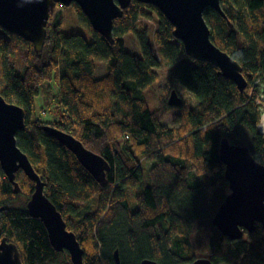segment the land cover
Masks as SVG:
<instances>
[{
    "label": "trees",
    "instance_id": "1",
    "mask_svg": "<svg viewBox=\"0 0 264 264\" xmlns=\"http://www.w3.org/2000/svg\"><path fill=\"white\" fill-rule=\"evenodd\" d=\"M71 5L91 38L57 32L48 22L38 52L31 42L0 27V94L25 111L17 145L80 242L84 264H117L109 256L113 247L120 254L119 264H140L143 258L160 264L198 258L214 264H264L260 224L254 232L243 230L241 238L230 240L211 223L229 193L219 159L220 139L247 146L264 165V136L257 127L262 106L256 86L257 80H264V0H221L226 18L211 8L204 11L211 40L240 64L246 88L240 92L216 66L190 57L194 64L181 65L167 80L168 92L174 89L181 104L168 105L167 92L156 110L150 109L145 97L146 88L158 79L155 68L160 63L172 66L186 55L173 36L172 24L155 6L132 0L114 19V42L109 43L92 30L79 6ZM150 10L158 18L153 32L156 51L141 34L137 38L141 54L130 53L123 36L137 32L139 20L148 18ZM95 61L107 63L102 77L95 76ZM52 81L57 103L63 107L59 119L50 123L30 119L39 87ZM170 109L180 110L179 128L161 123ZM44 124L73 135L102 156L109 165L105 180L96 181L71 151L42 129ZM240 129L247 142H242ZM142 157L154 162L148 170L140 163ZM15 179L18 193L29 199L34 182L22 170ZM14 194L0 169V206H4L0 238L16 244L23 264H57L61 253L65 264H72L66 251L52 248L44 225L29 215L26 204L14 210L6 206ZM204 246L207 251H202Z\"/></svg>",
    "mask_w": 264,
    "mask_h": 264
},
{
    "label": "water",
    "instance_id": "2",
    "mask_svg": "<svg viewBox=\"0 0 264 264\" xmlns=\"http://www.w3.org/2000/svg\"><path fill=\"white\" fill-rule=\"evenodd\" d=\"M155 6L172 24L173 36L178 39L186 55L195 60L210 62L219 73L231 80L242 92L247 82L242 67L210 38V28L204 19V11L211 8L223 18L226 15L221 0H136ZM131 0H0V27L15 33L41 51L47 33L50 10L56 4L69 6L75 3L87 17L91 28L109 43L114 42V19L122 15ZM182 100L172 89L167 103L177 107ZM25 127V111L8 102L0 94V169L18 193L20 187L15 174L22 170L34 182V189L26 201L29 215L38 218L46 228L50 245L56 251L66 250L72 264H84L83 249L75 234L66 229V223L56 206L45 193V182L35 171L28 156L18 147L16 134ZM42 129L71 151L78 162L98 182L105 180L108 162L88 149L81 140L51 125ZM260 132V131H259ZM219 159L224 165L223 176L229 193L219 204L211 219L213 226L230 240L241 238L243 230L254 232L256 223L264 229V165L257 161L247 146L230 143L225 137L219 142ZM4 206H0V217ZM113 258L119 264L118 250ZM0 264H23L14 242L0 239ZM140 264H160L143 258ZM181 264H214L208 258H198Z\"/></svg>",
    "mask_w": 264,
    "mask_h": 264
},
{
    "label": "rangeland",
    "instance_id": "3",
    "mask_svg": "<svg viewBox=\"0 0 264 264\" xmlns=\"http://www.w3.org/2000/svg\"><path fill=\"white\" fill-rule=\"evenodd\" d=\"M52 10V13L49 17L48 22L51 26H56V31L68 34L70 32H79L85 35L88 38H91V33L87 27L82 25V21L77 12L74 10L72 5L63 6L61 4L55 5ZM150 16L148 18H141L137 26V32H129L123 36L125 41V48L128 52L140 55V49L138 45L137 38L141 34L147 36L148 43L156 51L155 40L153 39V32L157 28L158 18L157 14L154 11H149ZM157 53V52H156ZM183 64H194L193 60L184 54H181L176 63L172 66H167L163 63H160L158 67L155 68L158 79L149 85L145 90V97L147 105L151 110H156L160 106V98L168 92L167 80L172 76L176 68ZM96 77H102L107 72V63L104 61H96ZM257 89L259 91L258 100L261 104V110L264 108V80H257ZM169 93V92H168ZM57 88L54 82H46L39 87V93L34 97V104L32 106L30 119H40L46 123H50L59 119L60 111L63 110V107L57 103ZM168 96V95H167ZM167 98V97H166ZM179 109H170L168 110L161 119V123L168 128L176 129L180 126L181 115ZM259 130V129H258ZM245 131L240 129V137H242V142H247L248 136ZM264 136V132H262ZM245 135V136H244ZM124 138H118V141L123 142ZM240 144V142H238ZM140 163L144 169L148 170L154 164L152 160H146L144 157L140 158ZM190 182H193V178L189 179ZM27 197L22 193H15L14 196H10L7 202V207L9 209H21L25 206ZM123 249H127L126 246L120 244ZM85 247L88 252H92L93 247L91 244L86 243ZM110 250L109 256L113 258V251ZM208 247L204 246L202 251H207ZM107 255V251L105 252ZM120 255V254H119ZM108 256V255H107ZM129 257V255H127ZM129 259V258H128ZM66 258L64 253L59 254L57 258V264H65ZM104 264V263H103Z\"/></svg>",
    "mask_w": 264,
    "mask_h": 264
},
{
    "label": "bare ground",
    "instance_id": "4",
    "mask_svg": "<svg viewBox=\"0 0 264 264\" xmlns=\"http://www.w3.org/2000/svg\"><path fill=\"white\" fill-rule=\"evenodd\" d=\"M132 1V0H131ZM136 1V0H135ZM131 3V2H130ZM73 4V3H72ZM130 5V4H129ZM87 18V17H86ZM89 22V21H88ZM91 27V26H90ZM93 30V29H92ZM96 32V31H95ZM99 34V33H98ZM46 37V36H45ZM114 37V36H113ZM45 42V41H44ZM182 44V43H181ZM44 46V45H43ZM183 46V45H182ZM184 49V48H183ZM185 52V51H184ZM186 54V53H185ZM188 56V55H187ZM190 57V56H189ZM192 58V57H191ZM96 62V61H95ZM189 65H193V64H189ZM180 67V66H179ZM177 69V68H176ZM95 71H96V65H95ZM103 76V75H102ZM172 90V89H171ZM170 90V91H171ZM170 93V92H169ZM258 127H259V130L261 131V132H264V108L262 109V111H261V115H260V121H259V124H258ZM64 219V218H63ZM43 224V223H42ZM45 227V226H44ZM46 229V228H45ZM66 229H67V227H66ZM48 237V236H47ZM6 238V237H5ZM1 239V238H0ZM6 240H7V238H6ZM8 241V240H7ZM9 242H11V241H9ZM80 243V242H79ZM82 247V246H81ZM83 249V248H82ZM64 251H66V250H64ZM84 251V250H83ZM59 252H62V251H59ZM67 252V251H66ZM114 253V252H113ZM118 256H119V253H118ZM150 259V258H149ZM142 260V259H141ZM141 260H140V262H141ZM153 260V259H152ZM157 262V261H156ZM192 262V261H191ZM186 263H188V262H186Z\"/></svg>",
    "mask_w": 264,
    "mask_h": 264
},
{
    "label": "clouds",
    "instance_id": "5",
    "mask_svg": "<svg viewBox=\"0 0 264 264\" xmlns=\"http://www.w3.org/2000/svg\"><path fill=\"white\" fill-rule=\"evenodd\" d=\"M261 115V114H260ZM259 129V128H258ZM258 131H260V130H258ZM260 133H261V131H260Z\"/></svg>",
    "mask_w": 264,
    "mask_h": 264
},
{
    "label": "flooded vegetation",
    "instance_id": "6",
    "mask_svg": "<svg viewBox=\"0 0 264 264\" xmlns=\"http://www.w3.org/2000/svg\"><path fill=\"white\" fill-rule=\"evenodd\" d=\"M259 124V123H258ZM257 127H258V125H257ZM259 128V127H258Z\"/></svg>",
    "mask_w": 264,
    "mask_h": 264
},
{
    "label": "built area",
    "instance_id": "7",
    "mask_svg": "<svg viewBox=\"0 0 264 264\" xmlns=\"http://www.w3.org/2000/svg\"><path fill=\"white\" fill-rule=\"evenodd\" d=\"M262 133V132H261Z\"/></svg>",
    "mask_w": 264,
    "mask_h": 264
}]
</instances>
